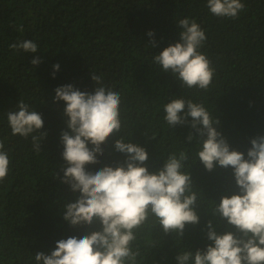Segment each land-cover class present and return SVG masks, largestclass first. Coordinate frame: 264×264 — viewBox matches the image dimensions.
<instances>
[{
    "label": "trees",
    "instance_id": "16d2710c",
    "mask_svg": "<svg viewBox=\"0 0 264 264\" xmlns=\"http://www.w3.org/2000/svg\"><path fill=\"white\" fill-rule=\"evenodd\" d=\"M242 3L245 10L229 19L213 15L207 0H0V140L10 158L8 175L0 182V264H36L38 252L50 255L57 241L91 230L63 219L64 205L75 202L79 193L61 182L67 167L61 133L70 129L65 102L54 98L56 88L69 84L93 92L92 73L120 93L122 130L108 137L99 163L86 165V171L124 164L126 154L114 147L121 136L147 151L149 173L158 172L170 153L187 150L186 169L201 197L199 223L186 224L179 240L159 225L145 229L137 242L138 264H174L179 251L195 253L212 243L208 221L216 230L223 224L212 215L213 194L204 195L202 186L214 182L207 181L212 174L224 173L218 168L208 173L194 157L196 142L187 139L190 133L198 136L190 127L192 117L170 128L163 105L182 96L202 103L219 120L216 130L225 139H241L244 149L264 135V0ZM185 17L195 19L207 37L201 51L215 68L207 91L181 86L171 72L153 63L154 55L179 41L177 22ZM23 40L36 42L38 51L9 47ZM34 58L41 62L33 65ZM21 99L44 121L40 131L47 135L40 140V152L33 149L31 136L11 132L7 113L18 110ZM222 188L230 196L235 185L232 181Z\"/></svg>",
    "mask_w": 264,
    "mask_h": 264
},
{
    "label": "clouds",
    "instance_id": "9594fccd",
    "mask_svg": "<svg viewBox=\"0 0 264 264\" xmlns=\"http://www.w3.org/2000/svg\"><path fill=\"white\" fill-rule=\"evenodd\" d=\"M206 6L213 15L229 19L238 18L245 10L242 0H207ZM177 27L181 29L179 41L154 55L153 63L171 72L181 86L207 91L215 68L201 51L207 40L205 31L195 19L187 17L178 20ZM151 46H156L155 41ZM9 47L25 53L38 51L33 40ZM40 62L39 58L31 61L33 65ZM53 67L58 70L59 64ZM91 79L96 85L93 92L64 85L55 89L54 101L65 102L63 115L70 129L61 133L62 157L67 164L61 182L79 193L75 202L64 205L63 219L73 227H92L80 238L57 241L50 255L38 252L36 264H138L142 256L137 242L145 229L151 231L159 225L164 233H175L179 240L186 224L199 223L197 205L201 197L186 169L185 162L190 159L187 150L170 153L158 172L149 173L145 166L147 151L138 144L126 143V137L121 136L114 147L126 154L125 163L115 168L105 166L95 173L86 171V165L99 163L98 155L104 154L101 145L108 137L122 130L120 93L105 86L102 75L92 73ZM16 109L7 113L12 134L25 139L31 136L33 149L40 152V140L47 135L40 131L44 124L41 115L22 99ZM163 109L170 128L187 124V118L192 117L190 127L198 136L190 133L187 139L196 142L194 157L209 171L205 172L218 168L224 173L212 174L207 181L214 182L202 186L204 195L213 194L211 212L223 227L216 230L208 221L207 239L212 243L195 253L179 251L174 264H264V135L251 139V146L244 149L241 139H225L216 130L214 125L219 120L202 103L182 96L164 104ZM9 165L8 151L0 140V182L6 179ZM232 181L235 190L227 196L222 187Z\"/></svg>",
    "mask_w": 264,
    "mask_h": 264
}]
</instances>
